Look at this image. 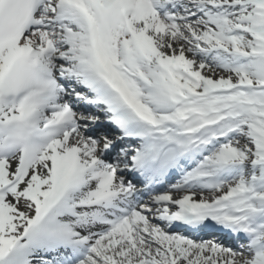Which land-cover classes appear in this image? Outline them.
<instances>
[{"label":"snow or ice","instance_id":"obj_1","mask_svg":"<svg viewBox=\"0 0 264 264\" xmlns=\"http://www.w3.org/2000/svg\"><path fill=\"white\" fill-rule=\"evenodd\" d=\"M0 264H264V0H0Z\"/></svg>","mask_w":264,"mask_h":264}]
</instances>
